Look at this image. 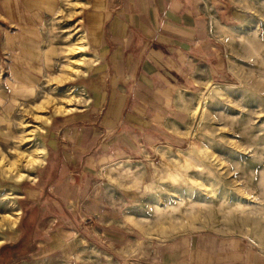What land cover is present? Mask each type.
Segmentation results:
<instances>
[{
    "label": "crops",
    "instance_id": "crops-1",
    "mask_svg": "<svg viewBox=\"0 0 264 264\" xmlns=\"http://www.w3.org/2000/svg\"><path fill=\"white\" fill-rule=\"evenodd\" d=\"M82 4L79 22L95 60L79 86L92 104L47 122L45 160L20 185V219L0 247V264L9 249L23 254L10 264H102L109 253L125 249L130 231L123 218L140 167L164 149L188 146L182 133L192 102L227 82V60L212 42L209 11L213 4L220 13L227 10L222 2ZM60 7L61 0H0V138L18 104L56 66L49 30ZM166 250L156 264H197V246L190 242Z\"/></svg>",
    "mask_w": 264,
    "mask_h": 264
},
{
    "label": "rangeland",
    "instance_id": "rangeland-1",
    "mask_svg": "<svg viewBox=\"0 0 264 264\" xmlns=\"http://www.w3.org/2000/svg\"><path fill=\"white\" fill-rule=\"evenodd\" d=\"M86 1L72 0L71 9L61 0L49 30L56 66L46 78L59 73L65 64L62 51L69 45L67 37L77 33L76 37L85 38L79 21ZM217 1L227 10L220 13L214 4L209 9L212 42L227 60V82L214 84L192 102L190 120L182 133L188 138V146L179 151L164 149L140 167L141 176L132 185L136 192L123 218L130 231L125 246L119 244L125 249L119 248L120 253L114 256L109 253L101 259L102 264H156L161 249L169 252L187 242L197 246V264L264 263V0ZM85 54L90 60L83 70L89 71L95 57L89 48ZM83 76L72 74L65 84L54 85L59 86L55 94L45 87L46 79L31 98L19 103L0 138L1 153L15 160V148L29 152L42 146L48 117L69 114L57 113L54 104L39 116L33 112L31 106L47 94L58 103L71 101V107L76 108L73 112L89 108L90 94L79 86ZM24 122L32 126L23 129ZM23 136L33 140L19 148ZM18 164L19 170L33 175L42 163L32 169L23 161ZM26 180L29 178L17 182L16 174L8 175L0 168V247L18 225V219L12 225L9 217L19 218L15 213L20 210V185ZM176 193L180 200L175 199ZM183 201L185 204H181ZM159 205L161 213L157 211ZM169 206L179 209L168 214ZM92 224L90 218L85 220L87 227ZM21 253L6 251V264L15 254L23 256ZM109 256L114 257L111 263Z\"/></svg>",
    "mask_w": 264,
    "mask_h": 264
},
{
    "label": "bare ground",
    "instance_id": "bare-ground-1",
    "mask_svg": "<svg viewBox=\"0 0 264 264\" xmlns=\"http://www.w3.org/2000/svg\"><path fill=\"white\" fill-rule=\"evenodd\" d=\"M71 1L72 0H64V2L67 4L68 8L72 9V8H74V5L72 4ZM60 13H61V11H60ZM73 16L74 15H70L69 18H71ZM76 36H77V33H73L67 37V41L69 42V45L66 48H64V50L62 51L63 57L65 59V64L62 66L60 72L57 73L56 75L49 76L46 80V86L45 87L51 88V92H53V94H55L59 88V86L56 88H54L53 86L56 84H59L60 86L62 84H65L69 79L72 78V74L73 75L74 74H80V73H82L84 75L87 74V71L83 70V68H84V66L87 65V62L90 60V58H88L89 56L87 57V55L85 54L86 50L89 47H88L86 38L76 37ZM70 95H71V93L67 94V96H69V97H70ZM57 100L58 99L53 97L51 94H47L39 102L33 104L31 106V109L37 115L39 113L41 114L43 111H45L48 108V106H50V104H54L56 106L57 113H60L62 111L70 113V112H73L76 110V108L71 107L72 106V105H70L71 101L67 100V104H66V102L63 101L62 99H61L62 101L60 103H58ZM33 115H34V113H33ZM40 117L46 118L44 116H40ZM49 120H50V117H48V121ZM31 126L32 125L28 122L23 123V129L30 128ZM32 140L33 139L31 137H24L23 136L20 140L21 144H20L19 148H24L25 146L31 144ZM1 152L2 151H0V168H4L8 175L16 174V181L17 182H22L25 178H29V180L33 179L32 174L19 170L20 167H19L18 163L20 161H23L24 163H26L27 168L32 169L34 166H37V165L44 162V160H45L44 155L46 154L45 148L41 147V146L36 147L35 150L29 151V152H21L20 149L16 150V148H15V152L17 153L16 159L14 158L15 160H12V159L9 160ZM175 199H177V200L181 199L179 194L177 195V193H176ZM190 199H191V196H189V200ZM3 200H7V198L4 197ZM190 202H191V200H190ZM181 204H185L184 201L181 202ZM190 205L192 208L193 203L191 202ZM178 209H179L178 207H175V206L170 207L169 206V207H167L166 211L168 214H174L175 212L178 211ZM157 211H158V213L163 212V209L161 208L160 205L157 207ZM18 215H19V213H15V216H18ZM9 218H11L10 223L12 225H15L18 218H14L12 216Z\"/></svg>",
    "mask_w": 264,
    "mask_h": 264
}]
</instances>
